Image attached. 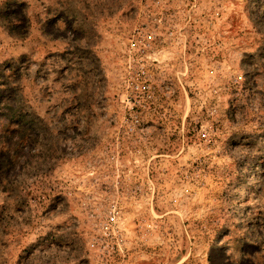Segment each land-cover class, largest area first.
<instances>
[{"label": "rangeland", "instance_id": "1", "mask_svg": "<svg viewBox=\"0 0 264 264\" xmlns=\"http://www.w3.org/2000/svg\"><path fill=\"white\" fill-rule=\"evenodd\" d=\"M0 264H264V0H0Z\"/></svg>", "mask_w": 264, "mask_h": 264}, {"label": "built area", "instance_id": "2", "mask_svg": "<svg viewBox=\"0 0 264 264\" xmlns=\"http://www.w3.org/2000/svg\"><path fill=\"white\" fill-rule=\"evenodd\" d=\"M156 2V4L160 3V0H151ZM156 41V30L153 28H135L132 31L131 38L127 44L126 51V73H129L128 76H125L126 82H128V88L131 89V92L140 90H148L150 88L148 81L146 80L147 75L145 74L144 65H142L141 60H135V56L140 53V56L146 57L147 53L150 52L154 46ZM127 101L129 102L128 107L134 105L137 102V97L133 96L132 93L128 95ZM126 101V100H125ZM118 222V212L115 210L111 213V215L107 218V220L102 225V231L106 235H111L113 232V227L117 226Z\"/></svg>", "mask_w": 264, "mask_h": 264}, {"label": "trees", "instance_id": "3", "mask_svg": "<svg viewBox=\"0 0 264 264\" xmlns=\"http://www.w3.org/2000/svg\"><path fill=\"white\" fill-rule=\"evenodd\" d=\"M22 119H23L22 117L20 118V116H17L16 114H13V115L10 116L9 122L14 124V123H19L21 121V123H22V122H24Z\"/></svg>", "mask_w": 264, "mask_h": 264}]
</instances>
